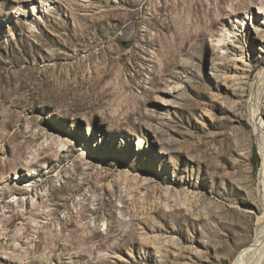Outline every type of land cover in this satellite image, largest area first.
I'll use <instances>...</instances> for the list:
<instances>
[{
  "label": "rangeland",
  "instance_id": "1",
  "mask_svg": "<svg viewBox=\"0 0 264 264\" xmlns=\"http://www.w3.org/2000/svg\"><path fill=\"white\" fill-rule=\"evenodd\" d=\"M263 69L264 0H0V264H231Z\"/></svg>",
  "mask_w": 264,
  "mask_h": 264
},
{
  "label": "bare ground",
  "instance_id": "2",
  "mask_svg": "<svg viewBox=\"0 0 264 264\" xmlns=\"http://www.w3.org/2000/svg\"><path fill=\"white\" fill-rule=\"evenodd\" d=\"M254 87L258 89L259 92L261 91L259 96L264 98V69L255 81ZM262 98H260L258 102H260ZM258 110H252L249 114L252 113L250 120L255 127V133L257 134L261 145L264 147V122L261 120ZM262 168V177H264V164ZM258 197L261 201L260 204H262V207L264 208V193H260ZM232 260L231 264H264V214L263 217L259 219V225L253 239L247 241V244L243 246Z\"/></svg>",
  "mask_w": 264,
  "mask_h": 264
},
{
  "label": "trees",
  "instance_id": "3",
  "mask_svg": "<svg viewBox=\"0 0 264 264\" xmlns=\"http://www.w3.org/2000/svg\"><path fill=\"white\" fill-rule=\"evenodd\" d=\"M259 164H260V159H259L258 155L255 154L254 165L257 168L259 166Z\"/></svg>",
  "mask_w": 264,
  "mask_h": 264
}]
</instances>
